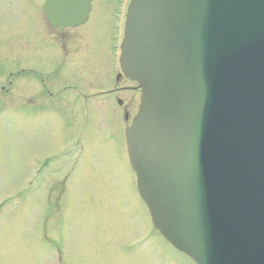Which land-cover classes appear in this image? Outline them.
<instances>
[{"label":"water","instance_id":"obj_1","mask_svg":"<svg viewBox=\"0 0 264 264\" xmlns=\"http://www.w3.org/2000/svg\"><path fill=\"white\" fill-rule=\"evenodd\" d=\"M90 0H49L55 26ZM139 82L126 129L155 226L198 264H264V0H131L122 45Z\"/></svg>","mask_w":264,"mask_h":264},{"label":"rangeland","instance_id":"obj_2","mask_svg":"<svg viewBox=\"0 0 264 264\" xmlns=\"http://www.w3.org/2000/svg\"><path fill=\"white\" fill-rule=\"evenodd\" d=\"M43 1L0 0V264H194L134 188L117 96L134 95V113L141 94L109 93L121 0H96L90 22L65 32Z\"/></svg>","mask_w":264,"mask_h":264},{"label":"flooded vegetation","instance_id":"obj_3","mask_svg":"<svg viewBox=\"0 0 264 264\" xmlns=\"http://www.w3.org/2000/svg\"><path fill=\"white\" fill-rule=\"evenodd\" d=\"M134 85L130 84V83H126L125 85H121V86H118L115 88V91L116 93L119 94L120 92V95H122V92H130V91H135L134 89ZM135 96H132L130 99H127V100H130V101H127L126 99H124V101H126L127 103V106H126V111L128 112L130 110V107L133 106V102L135 101Z\"/></svg>","mask_w":264,"mask_h":264}]
</instances>
